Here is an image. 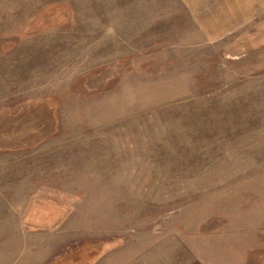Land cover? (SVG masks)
<instances>
[{
	"label": "rangeland",
	"instance_id": "374dc122",
	"mask_svg": "<svg viewBox=\"0 0 264 264\" xmlns=\"http://www.w3.org/2000/svg\"><path fill=\"white\" fill-rule=\"evenodd\" d=\"M218 1L0 0V264H264V1Z\"/></svg>",
	"mask_w": 264,
	"mask_h": 264
},
{
	"label": "trees",
	"instance_id": "16d2710c",
	"mask_svg": "<svg viewBox=\"0 0 264 264\" xmlns=\"http://www.w3.org/2000/svg\"><path fill=\"white\" fill-rule=\"evenodd\" d=\"M91 248L89 246V244H86L85 247L83 248L82 251L76 253V252H72L71 256H68L67 258H71L69 261H62L58 260L57 262H51L50 264H82V256L80 255V253H84L87 252V254H91ZM95 251V250H94Z\"/></svg>",
	"mask_w": 264,
	"mask_h": 264
},
{
	"label": "crops",
	"instance_id": "0c3cea01",
	"mask_svg": "<svg viewBox=\"0 0 264 264\" xmlns=\"http://www.w3.org/2000/svg\"><path fill=\"white\" fill-rule=\"evenodd\" d=\"M262 1H264V0H262ZM218 2L219 3L221 2V4H217V6H216L217 8L215 7L213 9L214 12L215 11H222V12H227L228 11L229 12V11H231L230 9H232V10L237 12L238 9L240 8V6L237 5L236 0H228L229 4H227L226 2L222 3V0H219ZM228 18L230 19V16H228ZM209 20H211V19H209ZM216 28L219 29V27H216Z\"/></svg>",
	"mask_w": 264,
	"mask_h": 264
}]
</instances>
